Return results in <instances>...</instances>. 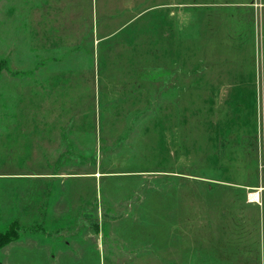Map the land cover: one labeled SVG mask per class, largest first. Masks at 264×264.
Here are the masks:
<instances>
[{"label": "rangeland", "instance_id": "rangeland-1", "mask_svg": "<svg viewBox=\"0 0 264 264\" xmlns=\"http://www.w3.org/2000/svg\"><path fill=\"white\" fill-rule=\"evenodd\" d=\"M247 1L0 0V264H264Z\"/></svg>", "mask_w": 264, "mask_h": 264}, {"label": "trees", "instance_id": "trees-1", "mask_svg": "<svg viewBox=\"0 0 264 264\" xmlns=\"http://www.w3.org/2000/svg\"><path fill=\"white\" fill-rule=\"evenodd\" d=\"M19 229L14 227L8 228L0 233V249L8 245L9 243L18 239Z\"/></svg>", "mask_w": 264, "mask_h": 264}, {"label": "crops", "instance_id": "crops-1", "mask_svg": "<svg viewBox=\"0 0 264 264\" xmlns=\"http://www.w3.org/2000/svg\"><path fill=\"white\" fill-rule=\"evenodd\" d=\"M248 3L252 5L253 9H255L254 5L257 6V5L261 4V6H260L261 8L259 9V11L257 9H255L253 11V13H254L255 18H256V13L259 12V16L261 15L259 25H260L261 30H262V36L264 37V0H248L247 2H244L243 4L249 5Z\"/></svg>", "mask_w": 264, "mask_h": 264}, {"label": "bare ground", "instance_id": "bare-ground-1", "mask_svg": "<svg viewBox=\"0 0 264 264\" xmlns=\"http://www.w3.org/2000/svg\"><path fill=\"white\" fill-rule=\"evenodd\" d=\"M255 198H256L255 195L250 196V199H255Z\"/></svg>", "mask_w": 264, "mask_h": 264}]
</instances>
